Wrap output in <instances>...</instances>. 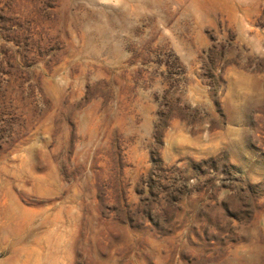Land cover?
Here are the masks:
<instances>
[{"label": "rangeland", "instance_id": "374dc122", "mask_svg": "<svg viewBox=\"0 0 264 264\" xmlns=\"http://www.w3.org/2000/svg\"><path fill=\"white\" fill-rule=\"evenodd\" d=\"M0 264H264V0H0Z\"/></svg>", "mask_w": 264, "mask_h": 264}]
</instances>
